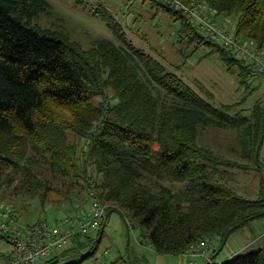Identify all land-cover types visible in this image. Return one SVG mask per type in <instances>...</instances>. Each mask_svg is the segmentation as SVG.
<instances>
[{"label":"trees","instance_id":"1","mask_svg":"<svg viewBox=\"0 0 264 264\" xmlns=\"http://www.w3.org/2000/svg\"><path fill=\"white\" fill-rule=\"evenodd\" d=\"M146 1L156 15L165 12L180 21L179 42L218 53L230 72L245 71L238 75L243 84L255 76L251 65L195 29L170 4ZM202 1L217 17L235 16V35L264 51V0ZM90 2L74 0L104 21L119 44L100 39L85 49L36 23L50 9L46 0H0V193L18 180L17 196L62 205L80 188L94 189L109 205L108 214L118 212L135 224L141 244L161 255H180L204 237L224 241L263 217L262 189L257 199H249L217 178L249 168L222 158L199 139L208 129L234 130L244 157L264 170L257 157L264 107L257 102L248 116L231 113V105L214 106L136 48L108 7L93 9ZM147 175L171 185L153 191L141 184ZM103 238L101 230L96 238L77 235L61 259L82 264ZM129 261L122 264H133ZM205 264H264V248Z\"/></svg>","mask_w":264,"mask_h":264},{"label":"rangeland","instance_id":"2","mask_svg":"<svg viewBox=\"0 0 264 264\" xmlns=\"http://www.w3.org/2000/svg\"><path fill=\"white\" fill-rule=\"evenodd\" d=\"M46 1L50 4V9L41 14L36 20L41 28L67 35L85 49L90 48L94 42L100 39H108L115 44H119L104 21L94 17L89 10L76 7L74 0ZM180 1L187 3L189 0ZM196 1L210 8L204 1ZM90 3L93 9L97 8L99 4L108 7L117 22L122 26L127 38L136 48L152 55L214 106L220 108L231 105L233 107L231 113L244 111L248 116H251L257 102L264 107V82L262 81L264 78L262 75H259L258 80L254 79L257 76L255 75L248 79L247 83H241V78L238 75L239 73L245 74V71L240 72V70L235 69V73L230 72L218 53H210V49L205 47L198 48L195 51L193 46L189 47L185 42H179L180 21L165 12L156 15V10L152 8L150 1L91 0ZM215 18L228 28L235 27V16L217 17L215 13ZM242 41L248 42L256 48L253 41ZM260 52L264 59V51ZM100 101L101 98L94 99L95 104ZM71 139L73 138L71 137ZM199 141L201 145L213 150L222 158L249 168L247 170L233 169L228 173L221 172L217 178L222 183L232 188L239 195L249 199H257L261 189L264 193V170L263 168L257 169L253 162H249L244 157L236 131L208 129L201 135ZM82 144L81 142L80 145L82 146ZM263 152L264 140L261 150L257 151V157L259 154L260 162L264 167ZM31 155L33 156L30 152L29 156ZM34 157L40 159L39 156ZM17 181L7 191L0 193V210L10 213L13 218L23 222L31 223L47 218V220L54 223L57 217H60L63 213L70 214V210L73 211L76 206L79 207L88 203L89 190L80 188L76 193L77 195L73 197V201H68L62 205L53 204L55 202L49 201L50 203L42 205L39 200L32 197L17 196L14 190L19 183ZM141 184L153 191H159L162 186L168 185L169 187L171 185L165 180L149 175L141 180ZM176 188L181 189L182 185L177 184ZM51 199L55 201L54 198ZM49 206H51V210L47 211ZM240 229V232L228 241V237L222 241L217 236L216 243L218 241L219 245L226 243V241L227 243L221 249V253H219L215 262L228 260L227 258L230 259V257L236 256V253L240 251L239 254L243 255L253 252L255 249L264 248L262 243L258 247L256 245L263 238H261L260 233L264 232V216L249 221ZM103 232L104 238L97 253L86 259L82 264H122L123 259L125 261L131 259L129 262L133 261V264H142V261L137 262V258L132 252L136 250L147 254L148 251L141 248L138 243L139 241L141 243V238L135 224L125 221L118 212H111ZM96 237L97 235H93V238ZM210 237H216V235ZM254 238H261V240L257 239L253 242V245L251 243V246L244 248L246 243L249 242L248 244H250V241ZM9 249L10 247L6 241L0 238V264H10L7 257ZM101 256H104L103 260L98 261ZM119 257L122 259L117 261L116 259ZM65 263L66 260L61 259L57 264ZM144 264L157 263L149 260V263L145 261Z\"/></svg>","mask_w":264,"mask_h":264},{"label":"built area","instance_id":"3","mask_svg":"<svg viewBox=\"0 0 264 264\" xmlns=\"http://www.w3.org/2000/svg\"><path fill=\"white\" fill-rule=\"evenodd\" d=\"M162 1L182 12L195 29L220 43L236 58L251 65L254 75L264 76V59L261 52L238 38L235 35V27L228 28L218 22L215 11L196 0H189L187 3L180 0ZM86 206V209L73 215L57 218L54 223L44 218L31 223L23 222L0 210V235H3L10 247L7 253L10 264H44L54 258L61 260L65 250L71 247L75 236L87 238L97 235L107 223L109 205L102 203L97 192L91 189ZM217 240V236L204 237L190 245L181 254L186 258V264L213 262V248ZM103 258L104 256L99 257L98 261Z\"/></svg>","mask_w":264,"mask_h":264},{"label":"crops","instance_id":"4","mask_svg":"<svg viewBox=\"0 0 264 264\" xmlns=\"http://www.w3.org/2000/svg\"><path fill=\"white\" fill-rule=\"evenodd\" d=\"M252 77H254V76H252ZM257 78H259V76H255L254 77V79H257ZM263 78H264V76H263ZM250 79V78H249ZM258 80V79H257ZM262 81L264 82V79H262ZM255 84V83H254ZM263 154H264V152H263ZM86 205H81V206H79V207H77L76 206V208H74L73 209V211H71L70 210V214H65V213H63L61 216H63V215H67V216H69V215H73V214H75L77 211H79V210H84V209H86ZM49 210H51V206H49L48 207V210L47 211H49ZM68 213V212H67ZM60 216V217H61ZM109 217H110V213L108 214V219H107V222H108V220H109ZM57 218H59V217H57ZM47 219V218H46ZM106 225H107V223H106ZM105 225V226H106ZM262 226V225H261ZM240 230L241 229H239V230H237L235 233H233L228 239H227V241L228 240H230V238L232 237V236H234L236 233H238V232H240ZM259 230H261V229H259ZM260 235H261V238L263 237L264 238V232H262V233H260ZM130 236V235H129ZM261 238L260 239H258V238H254V239H252L251 241H250V244H248L249 242H247L246 243V245L244 246V248H247L248 246H251V243H252V245L254 244L253 242L255 241V240H261ZM262 238V240L261 241H259V243H257L256 245H257V247L260 245V243H262L263 245H264V239ZM227 241H226V243H227ZM139 243V245H140V247L141 248H145L148 252H147V254H145V253H140V252H138V251H133L132 253H134L135 254V256H136V258H137V262L139 261H142V264H144L145 263V261H146V263H149V260L150 261H153V262H155V263H157V264H186V262H187V260H186V258L184 257V256H182L181 254L180 255H161V254H158V253H156L152 248H151V246L149 245V244H141L140 243V241L138 242ZM137 243V244H138ZM218 243V244H217ZM216 243V245L214 246V254H213V258H214V261H216V259L218 258V256H219V253H221V249H223V247L225 246V244L226 243H222V245H219V241ZM221 244V243H220ZM146 245V246H145ZM220 246H221V248H220ZM243 248V249H244ZM260 248V247H259ZM256 250V249H255ZM241 252V251H240ZM240 252H238V253H236L237 255H240L239 253ZM235 255V254H234ZM233 257V256H232ZM164 258H165V260H164ZM231 258V257H230ZM227 259H229V258H227ZM169 261V262H168ZM186 261V262H185ZM200 264H205L203 261H200Z\"/></svg>","mask_w":264,"mask_h":264},{"label":"water","instance_id":"5","mask_svg":"<svg viewBox=\"0 0 264 264\" xmlns=\"http://www.w3.org/2000/svg\"><path fill=\"white\" fill-rule=\"evenodd\" d=\"M107 218H108V217H107ZM103 229H104V227L102 228L101 232H103ZM59 261H60V260L57 259L55 262H53V263H51V264H57Z\"/></svg>","mask_w":264,"mask_h":264}]
</instances>
